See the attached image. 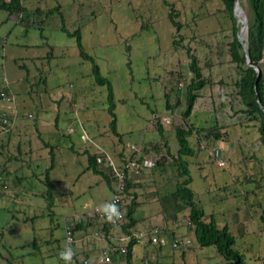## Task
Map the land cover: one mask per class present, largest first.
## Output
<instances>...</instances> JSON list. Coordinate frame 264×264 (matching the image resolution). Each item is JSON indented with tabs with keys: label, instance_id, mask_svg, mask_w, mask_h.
Instances as JSON below:
<instances>
[{
	"label": "rangeland",
	"instance_id": "1",
	"mask_svg": "<svg viewBox=\"0 0 264 264\" xmlns=\"http://www.w3.org/2000/svg\"><path fill=\"white\" fill-rule=\"evenodd\" d=\"M166 1L179 29L168 20L164 0H22L28 12L24 23L0 10V86L13 96L12 103H0V114L13 109L17 114L13 145L0 150V256L9 264H65L60 252L68 247L74 252L73 242H105L96 239L100 222L92 216L94 208L108 205L112 184L87 169L88 155L107 156L117 165L131 144L158 158L123 199L135 202L138 222L131 264H226L213 246L196 243L189 208L177 211L181 202L169 198L175 184L186 179L173 161L175 128L192 130L188 140L195 153L184 160L203 220L212 216L219 228L227 225L246 262L264 264V145L258 118L249 119L237 95L240 70L229 53L233 22L220 0ZM240 4L248 18L247 0ZM57 5L59 12L49 13ZM62 27L79 30L82 51L111 84L116 134L107 86L95 82L92 64ZM189 54L207 83L185 119V90L193 77ZM259 68L264 76V50ZM3 131L0 126V142ZM17 142L26 168L9 173L3 165L17 155ZM46 173L55 185L51 207ZM15 175L24 178L15 181ZM77 216L83 227L71 231L67 244L66 226ZM154 229L165 236L160 250L147 242ZM119 231L114 227L113 237ZM175 240L190 243L174 249ZM7 242L21 245L10 248ZM99 249L82 253L87 263L74 259L72 264H98ZM117 261L127 264L124 255L110 264Z\"/></svg>",
	"mask_w": 264,
	"mask_h": 264
},
{
	"label": "trees",
	"instance_id": "2",
	"mask_svg": "<svg viewBox=\"0 0 264 264\" xmlns=\"http://www.w3.org/2000/svg\"><path fill=\"white\" fill-rule=\"evenodd\" d=\"M21 1L22 0H0V10L7 12L9 16L16 14L17 16H19L18 21L20 23H24L25 21L24 16L27 17L28 12L23 7ZM204 1H209V0H204ZM220 1L223 4L224 9L227 11L229 17L233 22L232 41L230 42L229 45V53L232 61L236 63V65L240 70L239 79L235 82V86L237 87V95L239 96L241 103L245 107L244 112L249 116V119L257 120L258 118L257 130L259 133V140L261 144L264 145V114L259 105L260 103L264 108V76L260 74V77H257V72L254 69V67L259 68V63L262 60V55L264 50V0H247L250 15L247 18L248 29H247L246 44H247V51L249 53L251 66L247 65L245 52L243 50L242 44L238 40L239 30L237 27V20H236L237 17L234 15L235 0H220ZM164 3L170 6V11L167 16L168 20L176 29H179L180 25L178 24V22L175 21L176 12L172 8V6L168 4L166 0H164ZM53 12H59L58 5L49 10V13H53ZM239 24L240 23H238V25ZM62 30L66 32L68 36L76 38V46L79 50V55L83 59L88 60L92 64L91 74L93 75L95 82L98 85L107 86V91H108L107 102L109 104L108 112L112 118L110 121V128L111 131L114 134H116L113 90L111 84L106 78H104L101 75L100 70L96 65L94 59L82 51L79 30L77 29L72 33L67 31L64 27H62ZM173 43L176 42L173 41ZM189 56H190L189 70L192 73L193 77L191 78L190 83L186 86V90H185L186 108L182 113V117L185 119H188V117L192 113V109L195 104V101L199 97L197 92L202 88H204L207 83L206 80L202 77L200 68L197 65L196 57L193 56L192 54H189ZM6 97H10L9 90L6 87L0 86L1 104L3 103L7 105L12 103V101H10V103L5 102L4 99ZM11 97L13 98V96ZM176 104L178 105V102H176ZM166 107L169 106L166 104ZM2 113L6 114V118L8 121H14V119H16L17 117V114L15 115V117H13L14 112H11L9 115L7 112H2ZM0 118H1V114H0ZM13 125L14 124L12 123L11 127L8 126H7L8 128L3 127L4 130L3 132L5 133L6 136H9L12 130L15 129L12 128ZM174 132L178 144L176 157L173 158L174 165L176 166L179 175L181 177H185L186 179H184L180 183L175 184L174 191L169 195L170 200L172 202H177V201L181 202V204L175 205L177 211L181 210L182 207L189 208L188 223L189 225H192L193 227L192 231L194 234L195 241L200 247L213 246L217 254L225 260L226 264H251L249 262H246L245 256L242 252L235 249L236 240L235 237L230 233L227 225H223L222 227L219 228L216 224L215 219L212 216H210L209 221L207 222L203 220L204 212L194 202L193 192L188 187V184L190 182L189 169L187 162L184 160V157L193 156L195 153L193 148L189 145V140H188V137L191 135L192 130L191 128L188 129L175 128ZM213 137L218 138L219 136L218 134L214 133ZM145 151L147 152V148L144 147L143 152L146 153ZM97 159L98 157L95 154L88 155L87 169L91 170L92 173L96 175H102L111 185L112 184L111 170L104 165L105 162L103 157L100 162H98ZM102 163L103 166L100 168V164ZM157 164L158 161L156 162L155 167L157 166ZM44 178L47 185L46 199L48 201V207H51L52 192L55 188V185L52 181H50L48 173L45 174ZM136 182H137L136 179H128L126 181L124 197L125 194L128 192L129 188H131L134 184H136ZM121 203H123V200L121 201ZM134 207H135L134 201L130 202L129 204L123 205V208H125V215H124L125 222L120 225V232L128 237V241L126 245L127 252L124 255L127 264H131L132 249L138 241L137 237L133 236L132 234V229L138 223L137 220L133 217ZM82 223H83L82 221L79 223L75 222L73 227L71 228V231L74 232L76 230H80L83 227ZM110 229L112 228L106 226L105 224H100V228L98 229L99 230L98 232L106 236ZM154 230L151 231V233L149 234V238L147 240V242L151 245H154L151 243V237H150ZM157 230L159 232V235L160 234L163 235L159 231V229ZM161 247L163 246H158V250H160ZM73 253L74 255L72 260L76 259L75 258L76 252L74 251ZM115 256H117V254H115L112 257V260L115 259ZM74 261L77 262L76 260ZM88 264H92V263L89 262Z\"/></svg>",
	"mask_w": 264,
	"mask_h": 264
},
{
	"label": "built area",
	"instance_id": "3",
	"mask_svg": "<svg viewBox=\"0 0 264 264\" xmlns=\"http://www.w3.org/2000/svg\"><path fill=\"white\" fill-rule=\"evenodd\" d=\"M5 102L10 103V101L13 100V98L6 97ZM14 112L13 117H15V109L12 111ZM13 120V119H12ZM13 121H8L6 118V114L1 113L0 118V126L3 127H11ZM7 127V128H8ZM71 131H69L70 133ZM216 163L218 165H222L223 162L219 158V155L216 154ZM105 162V166L108 167L111 170L112 173V195L109 200L108 205H115L116 213L118 215H115L113 217V220H108L109 210H106V208L100 209L99 207L94 208L93 210V216L96 217L97 220L100 222V224H105L106 226L110 228L118 227L120 230V225L125 222V208H123V203L121 201L124 198V191L126 186V181L128 179H136L138 178L143 171L150 170L155 167L156 162L158 161V158L156 156H152L148 153L143 152V147L141 144H131L128 145V155L122 156L120 160L118 161V164L116 165L109 157L102 156ZM102 158H98L97 161L100 162ZM81 217L77 216L75 222L79 223L81 222ZM72 222L70 225L66 226V243L71 244V228L73 227L74 223ZM189 224V223H188ZM119 235H115V237L110 236L107 234L106 236L102 233H96L95 237L100 238L102 240L109 239L110 242L103 248L100 252V255L98 256V264H110L112 262V257L115 254L125 255L127 252L126 245L128 241V237L122 234L119 231ZM100 234V235H99ZM151 243L158 246H164L165 245V239L163 235H159V232L157 229L153 231L151 234ZM127 240V241H126ZM112 241V242H111ZM124 242V243H122ZM190 243L189 240H175L171 244L173 248H179L180 246H188ZM84 263H87L86 261H83Z\"/></svg>",
	"mask_w": 264,
	"mask_h": 264
},
{
	"label": "crops",
	"instance_id": "4",
	"mask_svg": "<svg viewBox=\"0 0 264 264\" xmlns=\"http://www.w3.org/2000/svg\"><path fill=\"white\" fill-rule=\"evenodd\" d=\"M3 134H4V141H2V142H0V150H3V148H5V147H8L9 145H11L12 143H11V140H13V138L17 135V132H16V130L13 132V130H12V132H11V134H9V136H6L5 135V133L3 132ZM13 145V144H12ZM16 145H17V155L16 154H13V155H11L9 158H8V160H7V162H6V164L5 165H3V168H6V170H7V172H14V171H16L17 170V168L18 169H23V167H25L26 168V166H23V163H22V160H20L19 159V156L21 155V148H20V145H21V143H19V142H17L16 143ZM26 152H27V154H29V151H31L30 149H27V150H25ZM33 155L34 154H29V157L31 158V160H33V159H35L36 157H33ZM36 156V155H35ZM25 174V173H24ZM24 178V176L23 175H15V178H14V180L15 181H18V180H22ZM99 228H100V226H99ZM108 234L110 235V236H112V229H110L109 230V232H108ZM116 236H117V234H115ZM96 239H99V240H102V239H100V238H96ZM105 242H74V251L76 252L75 254H76V256H75V258H76V261L79 263V262H81L83 259L81 258L82 256H83V254L82 253H84L85 255L86 254H91L92 252H94V250H96V249H99L100 248V246L103 244L104 246L103 247H101L100 249H99V251L100 250H102L103 248H105V246L108 244V242H110L109 241V239H106V240H104ZM112 242V241H111ZM76 243V244H75ZM35 244V243H34ZM33 244V245H34ZM6 245H8L10 248H17V247H19V245H21V244H18L17 242H15V243H11V242H7L6 243ZM82 245V246H81ZM87 245V247L88 248H86V247H84V246H86ZM89 251V252H88ZM101 252V251H100ZM100 252H99V254H98V256L100 255ZM146 254H148L147 252H146ZM1 257V256H0ZM120 259V258H119ZM118 259V260H119ZM132 259H133V249H132ZM1 262H0V264H9V262H10V259H6V257H1V260H0ZM117 264H122L120 261H117Z\"/></svg>",
	"mask_w": 264,
	"mask_h": 264
},
{
	"label": "water",
	"instance_id": "5",
	"mask_svg": "<svg viewBox=\"0 0 264 264\" xmlns=\"http://www.w3.org/2000/svg\"><path fill=\"white\" fill-rule=\"evenodd\" d=\"M237 0L234 1V15L237 17L236 12H237ZM238 23L242 24V31L240 30L238 33V40L239 42L242 44L243 50L245 52V57H246V63L247 65L251 66L250 63V59H249V53L247 51V44H246V40H247V29H248V19L247 16L245 15L244 12L241 13V19L238 20ZM243 33L246 34V37L243 36ZM255 71L257 72V77H260V70L257 67H254ZM259 102V100H258ZM260 108L264 114V108L263 106L259 103Z\"/></svg>",
	"mask_w": 264,
	"mask_h": 264
},
{
	"label": "clouds",
	"instance_id": "6",
	"mask_svg": "<svg viewBox=\"0 0 264 264\" xmlns=\"http://www.w3.org/2000/svg\"><path fill=\"white\" fill-rule=\"evenodd\" d=\"M106 210H109V215L107 218L110 221L113 220V217L115 215H118L116 213L115 205H107ZM119 234L120 233H118L117 235ZM73 255H74L73 250L70 247L65 248L64 250L60 252V258L65 262V264H72Z\"/></svg>",
	"mask_w": 264,
	"mask_h": 264
},
{
	"label": "bare ground",
	"instance_id": "7",
	"mask_svg": "<svg viewBox=\"0 0 264 264\" xmlns=\"http://www.w3.org/2000/svg\"><path fill=\"white\" fill-rule=\"evenodd\" d=\"M236 7H237L236 15L240 20L241 19V13L243 12V9H242L241 4H240V0H237V6ZM241 28H242V24H241ZM240 30L242 31V29H240ZM243 36L246 37V34L243 33Z\"/></svg>",
	"mask_w": 264,
	"mask_h": 264
}]
</instances>
